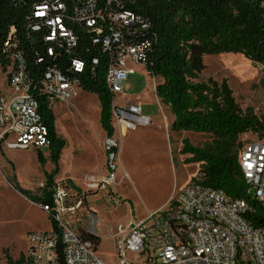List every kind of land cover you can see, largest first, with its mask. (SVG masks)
Here are the masks:
<instances>
[{"label": "built area", "instance_id": "2783aa9c", "mask_svg": "<svg viewBox=\"0 0 264 264\" xmlns=\"http://www.w3.org/2000/svg\"><path fill=\"white\" fill-rule=\"evenodd\" d=\"M71 19L82 23L99 35L98 21L107 22L108 32L99 40L107 54L105 85L112 94H122L123 84L133 69L129 63L143 65L151 42L127 38L135 30H147L148 24L133 12L110 10L96 12L94 0H73ZM65 5L43 3L34 7L33 17L43 19L48 27L45 41H62L66 50L75 46L73 31L63 23ZM38 25L31 27L37 30ZM8 40L10 65L6 68L8 91L0 93V148L42 149L47 147L45 127L37 99L31 88L46 98L48 107L66 103L76 96L77 78L48 67L34 85L21 52L11 50L16 44ZM53 49H47L52 55ZM97 63L96 59L92 60ZM261 70V67L258 66ZM83 63L71 61L70 71L80 73ZM154 79V77H153ZM153 81V80H152ZM113 134L102 142L104 171L101 176L85 178L84 188H74L64 179L55 180L49 188L50 201L41 199L33 204L45 213L51 227L34 231L28 237L25 264H108L96 254V247L86 234L97 236L98 216L88 206L89 193L99 192L113 204L112 186L117 183L121 141L140 123L139 104L123 106L111 101ZM149 123V120L146 121ZM249 134V133H248ZM238 153V166L251 196L264 203V130L251 134ZM124 173L120 178H125ZM162 208L146 212L138 221L117 226L114 241V264H264V227H253L244 218L246 204L241 199L227 198L221 189L207 186L203 173L196 172L174 193ZM75 216L82 221L81 233L70 224Z\"/></svg>", "mask_w": 264, "mask_h": 264}, {"label": "trees", "instance_id": "16d2710c", "mask_svg": "<svg viewBox=\"0 0 264 264\" xmlns=\"http://www.w3.org/2000/svg\"><path fill=\"white\" fill-rule=\"evenodd\" d=\"M96 12L126 10L139 15L148 24L147 30H135L127 35L131 41L147 39L151 46L143 66L147 74L161 81L155 85V95L161 105L173 115L170 129L207 135L202 146H192L181 140L179 154L189 155L184 161L199 164L196 172L203 173L207 186L221 189L227 198L241 199L246 204L244 218L253 227H264V203L248 192L238 166L242 148L240 137L264 130V118L258 119L251 110H240L225 79L208 78L198 81L205 69L203 58L220 53L241 54L264 71V0H94ZM65 5L63 23L76 38L75 46L66 50L62 41L48 42V27L43 19L33 17L34 7L43 3ZM73 0H0V68L10 65L5 43L11 40L25 58L33 84L50 66L78 79L80 90L96 96L99 104L98 122L105 137L113 134L111 118L112 94L105 85L107 54L99 40L108 32L107 22L98 21L97 35L82 23L71 19ZM37 24V30L31 27ZM52 55L47 54L48 48ZM83 63L80 73L70 71L71 61ZM97 63L93 64L92 60ZM39 104L42 121L47 128L48 159L54 167L48 181L56 174V163L65 141L55 131L54 115L46 98L31 88ZM39 165L44 164L36 151ZM195 172V173H196ZM74 188L78 186L73 184ZM49 189L35 200L49 202ZM33 201V200H32ZM96 247L99 238L86 234ZM4 264H25L21 254L4 256Z\"/></svg>", "mask_w": 264, "mask_h": 264}, {"label": "rangeland", "instance_id": "374dc122", "mask_svg": "<svg viewBox=\"0 0 264 264\" xmlns=\"http://www.w3.org/2000/svg\"><path fill=\"white\" fill-rule=\"evenodd\" d=\"M203 61L205 69L199 74L198 81L212 78L220 82L225 79L240 110H251L258 119L264 118V71L241 54L208 55ZM154 80L156 84L159 82L157 78ZM124 83L122 94L117 93L113 98L115 104L123 103L124 98H131L142 88H145L148 97L151 96L150 79L146 78L141 69H133ZM6 89V75L0 68V90ZM77 92L69 100L71 104L68 101L55 103L51 107L55 131L65 141L59 162L57 160L56 163V167L59 164V174L54 176V180L69 179L79 188H84L83 176L86 171L94 169L101 160L98 145L101 143L102 132L98 122L97 98L87 92ZM157 107L153 104L148 112L152 113ZM171 136L172 142L167 144L161 131L138 125L135 131H130L122 139L117 183L112 186L114 191L111 192L118 203H111L99 192L87 195L88 205L95 208L99 221L97 235L100 243L95 251L104 262H116L113 240L106 236L108 230L113 232L117 226H124L128 220H140L146 211H152L162 204L163 211H167L164 206L166 202L198 169L199 164L184 161L189 155L179 154L181 141L175 146L177 143L174 140L181 136V140L187 139L192 146H202L208 140L207 135L187 131L172 133ZM252 139L251 134H245L239 140L243 144ZM7 151L6 157L15 164L18 184L14 183L13 175L9 176L13 167L4 158H0V264H4L5 254L12 258L21 254L25 256L29 246V234L47 230L50 226L45 213L33 204L36 197L47 191L44 179H40L36 173L34 151ZM41 151L48 154L49 149L44 147ZM53 167V163L48 160L43 172L47 168L52 170ZM124 173L127 177L120 178ZM5 180L12 186L9 187ZM76 218L78 216H71L70 224L81 233L83 222H78Z\"/></svg>", "mask_w": 264, "mask_h": 264}, {"label": "crops", "instance_id": "0c3cea01", "mask_svg": "<svg viewBox=\"0 0 264 264\" xmlns=\"http://www.w3.org/2000/svg\"><path fill=\"white\" fill-rule=\"evenodd\" d=\"M128 67L132 68V69H135V68H138V69H141V71H143V74L146 76V78H149L150 79V82H151V87H150V97L147 96V92L145 91V88L141 89L138 91V93H136L135 95L131 96V98H124V101L123 103L121 104H118L119 106H123L127 103H131V104H139L140 106V123L139 125H142V126H145V127H153L159 131L162 132V134H164V136L166 137V142L167 144L168 143H171L172 142V133H181V132H175V131H172L170 129V125L173 121V115L171 114L169 108L165 105H161L158 98L156 97L155 95V80L153 79V77L149 76L144 68L143 65L139 64V65H134L132 63H129L128 64ZM6 72V71H5ZM132 74V73H131ZM130 74H128L129 76ZM127 76V77H128ZM127 80V78H126ZM125 80V82H126ZM153 80V81H152ZM159 82L161 81L160 79H158ZM125 84V83H124ZM124 84H123V88H124ZM78 91H82V90H78ZM7 92V89L4 90V91H1L0 90V93H6ZM84 92V91H82ZM78 94V92H77ZM95 96V95H94ZM96 97V96H95ZM68 104H71V102L69 101ZM153 104H156L158 107H157V110L154 109V111L152 113H149L148 110H151V107ZM143 110H145L146 113L143 114ZM157 111V112H156ZM149 120V123L147 124L146 121ZM137 128V127H136ZM101 129V128H100ZM136 130V129H135ZM133 130V131H135ZM131 131V132H133ZM102 132V139L100 140L101 143H99V148H100V151H101V160L99 162V164L94 168V169H89L86 171L85 175L83 176V178H89V177H98V176H101L103 174V171H104V167H103V164H104V151H103V148H102V142H103V139L105 138V134L104 132L101 130ZM180 141H181V136H178V139L174 140L175 142V146L179 145L180 144ZM122 143V141H121ZM121 147H122V144H121ZM176 148V147H175ZM43 149V148H42ZM42 149H33L31 148L32 151H34V155L36 154V151H40L42 153ZM7 150H12V149H6V148H0V158H4V160L6 162L9 163V165L11 167H13V172H10L9 171V176L13 175L12 179L14 181L15 184H18L17 183V178H16V175H15V164L12 162V161H9L8 158L6 157V153L8 152ZM28 150V149H27ZM62 153V152H61ZM121 154V153H120ZM61 155V154H60ZM42 156L44 158V164L43 165H39L37 159H36V155H35V161H36V169H37V175L38 177L40 176V179H44V186L47 188V190L52 186L53 182L55 181L54 180V176L56 174H59V164H58V170L56 172V174H54L52 177H51V180L48 181V176L51 174L52 170L50 168H47L45 169L46 172L44 173L43 170H44V166L45 164L47 163V161L49 160L48 159V154H43L42 153ZM60 158V156H59ZM58 162H59V159H58ZM102 167H103V170H102ZM51 170V171H50ZM1 174V172H0ZM2 175V174H1ZM29 180H32L31 178ZM58 180V179H57ZM5 183H7V185L9 187L12 186V184L9 182V181H6L5 180ZM73 184H75L74 182H72ZM76 185V184H75ZM77 186V185H76ZM184 186V185H183ZM182 186V187H183ZM79 187V186H78ZM181 187V188H182ZM40 197V196H39ZM37 198V197H36ZM36 201V200H35ZM89 207L92 205L89 204L88 205ZM163 204L157 208H155L154 210H158L160 208H162ZM90 207V208H91ZM94 208V207H93ZM92 209V208H91ZM95 209V208H94ZM94 209H92L94 211ZM152 210V211H154ZM95 212V211H94ZM146 212H150V211H146ZM96 213V212H95ZM98 216V215H97ZM131 221H138V220H128L127 223L131 222ZM126 223V224H127ZM49 228L51 227V224L49 222ZM115 231H111V230H108V232L106 233V236L110 237L112 240H113V244H114V241H115V238L112 236V233H114ZM98 236V235H97ZM99 238V237H98ZM99 243H100V238H99ZM98 243V245H99ZM97 245V246H98ZM96 246V248H97Z\"/></svg>", "mask_w": 264, "mask_h": 264}]
</instances>
